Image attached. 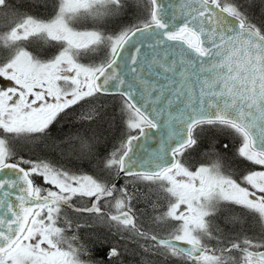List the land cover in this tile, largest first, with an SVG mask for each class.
Returning a JSON list of instances; mask_svg holds the SVG:
<instances>
[{
  "label": "snow or ice",
  "instance_id": "obj_1",
  "mask_svg": "<svg viewBox=\"0 0 264 264\" xmlns=\"http://www.w3.org/2000/svg\"><path fill=\"white\" fill-rule=\"evenodd\" d=\"M135 3L0 0V264H264V0Z\"/></svg>",
  "mask_w": 264,
  "mask_h": 264
},
{
  "label": "rangeland",
  "instance_id": "obj_2",
  "mask_svg": "<svg viewBox=\"0 0 264 264\" xmlns=\"http://www.w3.org/2000/svg\"><path fill=\"white\" fill-rule=\"evenodd\" d=\"M17 3H20L21 0H16ZM129 8L126 9L125 14L120 17V19L109 26V30L117 29L119 27L130 26L133 22L137 20L139 15L138 10L136 9L135 0H128ZM5 88V86H4ZM7 88V87H6ZM225 138V137H223ZM202 158V157H201ZM80 243L84 245L87 249V252L82 257L88 262V264H111V261H105L103 258L104 247L107 245L116 246L119 249L123 250V257L126 260L125 254H129L130 251H135V245L129 242L127 247L124 245V241L120 240L115 232L109 233L107 228L103 226H97L95 228H82L79 230ZM103 238V243H98L97 238ZM102 248V249H101ZM103 253V254H102ZM120 258L119 264H126ZM139 264V263H138Z\"/></svg>",
  "mask_w": 264,
  "mask_h": 264
},
{
  "label": "water",
  "instance_id": "obj_3",
  "mask_svg": "<svg viewBox=\"0 0 264 264\" xmlns=\"http://www.w3.org/2000/svg\"><path fill=\"white\" fill-rule=\"evenodd\" d=\"M149 136L147 140L142 138L141 143L143 147L148 150V152H153L158 150L162 139H166L165 130L161 128L160 130H147Z\"/></svg>",
  "mask_w": 264,
  "mask_h": 264
},
{
  "label": "trees",
  "instance_id": "obj_4",
  "mask_svg": "<svg viewBox=\"0 0 264 264\" xmlns=\"http://www.w3.org/2000/svg\"><path fill=\"white\" fill-rule=\"evenodd\" d=\"M136 9H137V7H136ZM137 10H138V9H137ZM136 22H137V20H136L135 22H133L132 24H134V23H136ZM108 107H109V109H111L112 107H115V105H109ZM60 127H64V126L61 125ZM67 130H68V131H71V130H72V129H71V126H69ZM108 139H110V137H106L104 143H107V142H108ZM221 139H226V138L221 137ZM22 154H23L25 157H29V156L32 155V153L29 152L27 149L22 150ZM101 249H102V248H101ZM103 249L105 250V251H104V254L102 253V254H103V258L105 259V261H109L110 259H109V257L107 256L108 248H107V247H104ZM128 253H129V254H125L126 260H124L123 255H121L120 258L122 259V261H123V262H127L126 264H138V263H139V255H134V254H133L134 251H130V252H128ZM122 254H123V253H122ZM119 262H120V260H119Z\"/></svg>",
  "mask_w": 264,
  "mask_h": 264
},
{
  "label": "flooded vegetation",
  "instance_id": "obj_5",
  "mask_svg": "<svg viewBox=\"0 0 264 264\" xmlns=\"http://www.w3.org/2000/svg\"><path fill=\"white\" fill-rule=\"evenodd\" d=\"M4 86H5V88H6V87H12V86H15V85H14V82H12V81H8V80H6V79L0 77V88H4ZM111 246H112V245H107L108 250H109V248H110Z\"/></svg>",
  "mask_w": 264,
  "mask_h": 264
}]
</instances>
